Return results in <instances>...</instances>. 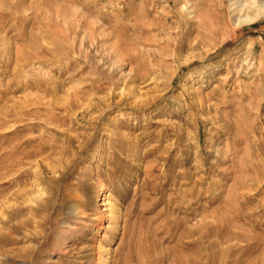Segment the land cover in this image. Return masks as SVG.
Returning a JSON list of instances; mask_svg holds the SVG:
<instances>
[{
  "label": "rangeland",
  "instance_id": "374dc122",
  "mask_svg": "<svg viewBox=\"0 0 264 264\" xmlns=\"http://www.w3.org/2000/svg\"><path fill=\"white\" fill-rule=\"evenodd\" d=\"M251 1L0 0V264H264Z\"/></svg>",
  "mask_w": 264,
  "mask_h": 264
},
{
  "label": "bare ground",
  "instance_id": "6f19581e",
  "mask_svg": "<svg viewBox=\"0 0 264 264\" xmlns=\"http://www.w3.org/2000/svg\"><path fill=\"white\" fill-rule=\"evenodd\" d=\"M245 1V0H244ZM248 2V1H247ZM245 3V2H244ZM244 3L240 2L239 4H237L236 6V9H234V11H236V14L237 15L236 17L233 18V23L238 26V25H244V23H250L251 21H254L258 16L259 14L261 13V11H264V2H259L258 0H253L251 1V4L253 3H257V8L255 9V13L254 14H250L248 11L247 12H244V13H238V12H241V10H243L244 8ZM234 7V6H233ZM83 104V103H82ZM67 105V104H66ZM84 107V106H83ZM89 108V107H88ZM69 109V108H68ZM66 110V109H65ZM71 110V109H70ZM73 112V111H72ZM75 112V111H74ZM73 112V113H74ZM89 112V111H88ZM76 114V113H75ZM38 183V182H37ZM37 185V184H36ZM99 185V184H98ZM106 186V185H105ZM100 189L103 190L104 192V187L101 186ZM101 190V191H102ZM107 190V189H106ZM109 190V189H108ZM33 196L36 198V199H42L43 195H42V191H41V188H37L36 192H34ZM103 198L102 200H105V203H103L104 201H102V204H107L108 205V208H103V210H106L104 213L107 215V217H113V208L110 206V200H109V196H106L105 194H103ZM32 199V198H31ZM33 200V199H32ZM37 202V201H36ZM37 204V203H36ZM39 205H40V202H39ZM100 211V210H99ZM104 214V215H105ZM118 214V213H117ZM102 217V216H101ZM118 218V216H117ZM101 225V224H100ZM101 250V249H100ZM98 253V252H97ZM99 254V253H98Z\"/></svg>",
  "mask_w": 264,
  "mask_h": 264
}]
</instances>
